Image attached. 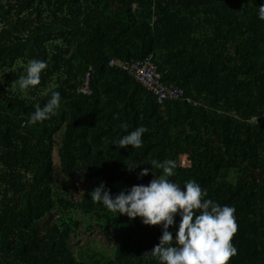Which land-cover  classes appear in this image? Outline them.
Returning <instances> with one entry per match:
<instances>
[{"label":"trees","instance_id":"trees-1","mask_svg":"<svg viewBox=\"0 0 264 264\" xmlns=\"http://www.w3.org/2000/svg\"><path fill=\"white\" fill-rule=\"evenodd\" d=\"M261 5L264 0H0V264H159L145 253L160 242L162 225L110 212L90 193L80 202L65 186L101 180L115 197L158 178L162 170L152 160L175 161L171 182L184 189L195 181L206 190L204 199L235 209L237 253L229 264H264ZM149 58L165 84L185 90L183 99L161 103L111 64ZM32 59L47 64L40 84L22 92L17 83L13 90ZM89 72L91 96L80 92ZM53 91L61 97L57 114L29 125ZM140 126L148 129L142 147L119 148ZM127 164L138 167L129 171ZM56 165L66 176L60 187L52 178ZM144 168L150 172L139 178ZM77 209L87 223L67 218ZM180 220L177 214L169 228L174 238ZM88 224L91 236L105 234L107 247L93 255L87 245L79 256L74 238Z\"/></svg>","mask_w":264,"mask_h":264},{"label":"clouds","instance_id":"clouds-1","mask_svg":"<svg viewBox=\"0 0 264 264\" xmlns=\"http://www.w3.org/2000/svg\"><path fill=\"white\" fill-rule=\"evenodd\" d=\"M258 15L264 20V5L259 6ZM46 67L44 61L30 60L26 75L13 81L12 89H16L17 83L22 92L39 85L41 73ZM60 103V93L53 91L48 102L42 108L37 107L27 123L35 125L50 119L57 114ZM121 127L127 131L128 125L123 123ZM147 131L144 126L138 127L123 136L118 141V147L127 148L131 145L141 148L142 136ZM150 164L153 169H161L162 174L158 178L155 175L148 185H133L130 190L121 191L113 197L111 190H106V185L102 182L91 192L92 201L103 203L110 212H118L131 219L141 217L145 225H162L160 242L150 252L145 253L156 258L159 264H229L237 253L232 244L238 231L235 209L226 205L221 207L211 199H204L207 192L195 181H187L184 189L171 182L168 177L175 174V161L152 160ZM127 165L129 171L138 167ZM149 172L150 169L144 168L138 176L142 178ZM177 214L181 216V220L174 238L169 228L176 223ZM174 240L176 246H173Z\"/></svg>","mask_w":264,"mask_h":264},{"label":"rangeland","instance_id":"rangeland-1","mask_svg":"<svg viewBox=\"0 0 264 264\" xmlns=\"http://www.w3.org/2000/svg\"><path fill=\"white\" fill-rule=\"evenodd\" d=\"M55 160L59 164V158L57 156V152L54 154ZM182 161L185 165H190L191 162L189 160L188 155H184L182 157ZM65 175L62 171H60L59 167L56 165V168L53 172V183L55 184V187H60L63 183H65ZM104 183V181H93V182H88L85 180H75L72 179L71 183L66 184L65 186H71L70 192L71 194H75V197L78 201L82 202L87 194H91V192L94 190L95 187H98L101 183ZM78 212L74 211L73 213H69V216L67 218H71L74 220V222L81 221L84 223H87V220L84 218L82 213L80 212V209H77ZM86 225V224H85ZM94 225V224H93ZM89 224L86 227H81L80 229L77 230L76 237L74 238L75 244L77 246L76 252L77 255L80 256L82 255L83 252H85L88 248L87 245H89V249L91 252L95 254L100 253L102 254L106 250V236L103 233H95L94 235H90L91 233L89 232ZM79 242H81L79 244ZM86 246V247H82Z\"/></svg>","mask_w":264,"mask_h":264},{"label":"built area","instance_id":"built-area-1","mask_svg":"<svg viewBox=\"0 0 264 264\" xmlns=\"http://www.w3.org/2000/svg\"><path fill=\"white\" fill-rule=\"evenodd\" d=\"M111 64L112 66H120L145 89L153 92L161 103H165L168 100H180L186 95L184 89L175 87V85L165 84L158 67L154 65L150 58L134 63L118 62L114 60ZM91 79L92 73L89 72L86 76L84 84L80 87V92L87 96H91L93 94Z\"/></svg>","mask_w":264,"mask_h":264}]
</instances>
